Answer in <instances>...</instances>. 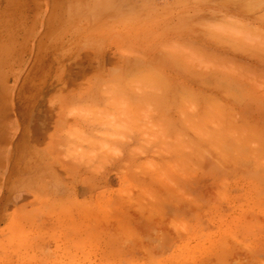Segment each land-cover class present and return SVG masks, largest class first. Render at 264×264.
Here are the masks:
<instances>
[{
  "label": "rangeland",
  "instance_id": "374dc122",
  "mask_svg": "<svg viewBox=\"0 0 264 264\" xmlns=\"http://www.w3.org/2000/svg\"><path fill=\"white\" fill-rule=\"evenodd\" d=\"M11 1L15 58L54 6L107 57L94 83L47 86L70 95L57 117L23 115L39 89L11 70L0 264H264V0Z\"/></svg>",
  "mask_w": 264,
  "mask_h": 264
},
{
  "label": "crops",
  "instance_id": "0c3cea01",
  "mask_svg": "<svg viewBox=\"0 0 264 264\" xmlns=\"http://www.w3.org/2000/svg\"><path fill=\"white\" fill-rule=\"evenodd\" d=\"M3 2L6 5L0 4V118L4 114L6 107L14 108L13 106L15 99L13 97V93L11 91L8 92L7 90H10V84L18 83L17 81L13 80V77L10 76L11 70L16 67L20 68L21 70L29 68L28 72L21 78V80H19V84H21L22 87L24 85H32L36 86L37 90L39 89V91L33 93H29V90L23 89L22 92L16 94V100L18 102L20 101V110L24 111L23 115L25 117L34 116L35 107L30 108L29 106L31 101L35 102L34 105L38 104L37 106H39V103L43 100L46 101V99H50V101L58 102L54 110L55 116H63V113L66 111L65 106H63V102L66 100V97L70 95H66L67 93H60L58 90L53 92V94H46L47 92L45 90L47 89V86L94 83L93 81L96 78H94V75H91L92 70L95 68V66L99 67L101 71L104 70L106 68L107 56H105V58L102 55L98 56L100 61L97 63V65H95L94 59H92V54L96 53H93V46L88 43L89 40L87 39L91 36L83 33L65 34L61 24L66 19L67 21L70 19L69 17L67 18V13L66 15L63 14L62 10L55 8L54 6V8H52L48 14H46L44 11L41 12L39 21H41L42 28L36 30V33L31 32V34H29L30 37H38V39L34 42V50L31 51L29 44L26 49L19 53L17 52V57L15 58V53L13 51L15 42L14 30L12 29L9 33L8 31L10 30H6L8 23L14 20L13 13L8 11V9H13V3L11 0H3ZM41 3L44 5L45 0H41ZM31 18L35 20L34 15H32ZM4 30H6L5 33L3 32ZM66 35L73 38L74 40L71 39V43L64 47L61 43L62 37H65ZM78 37H85L83 40H81L83 42L85 41V44L77 48L75 47L77 46L75 44L77 43ZM79 55H81V57L84 56L83 60H77ZM88 58L91 59L89 60ZM75 60L78 62V64H75ZM78 73H80V76H77ZM99 79H103V77L99 75L96 81L97 83L103 81H99ZM4 87L7 90L4 91ZM68 112L69 111L67 110V115ZM0 121L2 120L0 119ZM6 127L8 129V125ZM26 127L27 131L30 130V122L26 125ZM60 131H62V129H60ZM28 140H23V144H21L22 146L20 145L21 149H24V146L27 147L26 142ZM19 144L20 143H18L17 146ZM33 148L38 149L39 147L33 146ZM22 152L23 151L21 150V153ZM7 156L8 153L6 157ZM24 159L27 160V158L24 157V154H21L19 156V164L25 163ZM5 179H7L6 182H9L5 175L0 177V180Z\"/></svg>",
  "mask_w": 264,
  "mask_h": 264
},
{
  "label": "bare ground",
  "instance_id": "6f19581e",
  "mask_svg": "<svg viewBox=\"0 0 264 264\" xmlns=\"http://www.w3.org/2000/svg\"><path fill=\"white\" fill-rule=\"evenodd\" d=\"M249 6H250V5H249ZM249 6H247V8H248ZM252 6H253V4H252ZM238 26H239V25H238ZM240 26H242V25H240ZM242 27H243V26H242ZM218 28H219V27H218ZM218 28H217L216 30H218ZM220 28H221V27H220ZM220 28H219L218 31L223 33V32H224V27L221 28V29H220ZM236 28H237V27H236ZM231 29H232V28H231ZM237 29H240V30L242 29V31H240V30H239V31H236V30H234V28H233V31H236L235 33H237V34H234V32L230 30L231 34L233 33L234 35H236V36L232 35V37H234V38H236V37H238V36H243V35L245 36V33L248 32V30L246 31L244 28H240V27H239V28H237ZM220 30H221V31H220ZM222 30H223V31H222ZM243 30H244V32H243ZM227 32L230 34L229 31H227ZM238 32H240L241 35H238ZM242 32H243V33H242ZM224 33H226V32H224ZM255 34H256V33H255Z\"/></svg>",
  "mask_w": 264,
  "mask_h": 264
}]
</instances>
